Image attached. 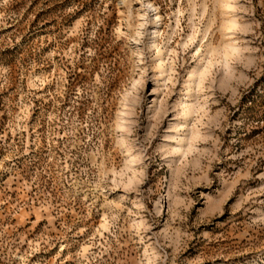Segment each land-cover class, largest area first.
I'll return each mask as SVG.
<instances>
[{
  "label": "rangeland",
  "instance_id": "1",
  "mask_svg": "<svg viewBox=\"0 0 264 264\" xmlns=\"http://www.w3.org/2000/svg\"><path fill=\"white\" fill-rule=\"evenodd\" d=\"M0 264H264V0H0Z\"/></svg>",
  "mask_w": 264,
  "mask_h": 264
},
{
  "label": "bare ground",
  "instance_id": "2",
  "mask_svg": "<svg viewBox=\"0 0 264 264\" xmlns=\"http://www.w3.org/2000/svg\"><path fill=\"white\" fill-rule=\"evenodd\" d=\"M154 29H155L154 30L155 32L153 33V35H159V31L157 29V26H155ZM229 31H230V29H229ZM154 39L155 38H153V40ZM158 54H159V56H158L159 57L158 69L160 70V77L163 78L162 80L164 81L167 78V77H165V74L168 73V69H166L165 62H164L165 60L162 56V52H159ZM191 75H192V78L195 80L194 83H197L200 86L203 82L205 72L204 71L202 72L200 70V68L197 67L196 69H194V71H192ZM190 88H192V87L190 86ZM184 112H186V114H189L191 112V107H189V105H185Z\"/></svg>",
  "mask_w": 264,
  "mask_h": 264
}]
</instances>
